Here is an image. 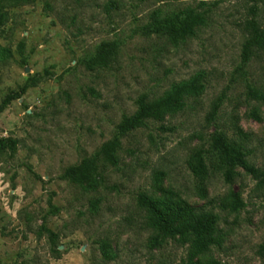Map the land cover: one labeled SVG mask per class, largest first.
<instances>
[{
	"label": "rangeland",
	"instance_id": "obj_1",
	"mask_svg": "<svg viewBox=\"0 0 264 264\" xmlns=\"http://www.w3.org/2000/svg\"><path fill=\"white\" fill-rule=\"evenodd\" d=\"M200 1L218 4L195 36L174 44L144 35L154 12L165 17ZM255 3L1 1L7 20L0 27V103L17 98L0 114V139L16 140L17 151L0 155V264H181L187 248L176 240L150 247L153 231L138 206L143 194L174 195L218 215L221 244L198 261L264 264V101L250 94L264 93V55L242 60L243 22ZM110 41L120 43L110 65L89 68L85 60ZM199 73L202 94L125 136L118 166L102 165L96 188L62 178L116 136L140 97L157 99ZM215 132L242 145L259 174L237 167L227 182L211 157L198 180L193 156L207 154ZM231 193L244 203L238 211ZM104 242L111 259L102 254Z\"/></svg>",
	"mask_w": 264,
	"mask_h": 264
},
{
	"label": "trees",
	"instance_id": "obj_2",
	"mask_svg": "<svg viewBox=\"0 0 264 264\" xmlns=\"http://www.w3.org/2000/svg\"><path fill=\"white\" fill-rule=\"evenodd\" d=\"M1 1L12 5L31 4L37 0H0V27L7 20V14L1 7ZM256 2L250 8L251 18L243 22L247 39L243 44L242 60L248 63L253 58H262L264 55V0ZM218 2L209 3L200 1L196 6H189L177 13L162 17L157 11L151 16V22L144 27L147 37L158 36L168 39L171 43H178L193 37L205 27L210 15ZM262 18L261 20L259 19ZM118 41L104 42L96 54L85 60L89 68H107L118 53ZM264 60V59H263ZM264 68V67H263ZM204 90L203 77L199 73L189 80L175 84L163 96L149 100L146 96L138 99L137 110L130 116H124L118 125L116 136L104 143L92 156L84 158L80 163L68 167L62 178L71 183L94 189L98 186L102 165L118 166V152L122 148V139L133 131L142 129L149 122H163L168 113L181 111L184 107V98L198 97ZM251 96L264 101V93L258 89H251ZM17 98L9 94L0 103L2 114ZM220 104H216L211 112V120L216 117ZM17 151V141L12 138L0 139V155L8 153L14 155ZM206 152L197 151L191 163L194 176L201 182L205 179L209 166L207 160L214 157L215 170L222 172L225 180L230 182L235 174L234 169L243 168L247 173L257 176L258 170L248 162L246 149L232 142L223 133L215 132L211 137V148ZM174 195L167 198H156L150 195H140L138 206L146 213V224L153 231L150 238V247L157 249L168 240H176L181 246L187 248V257L181 264H219L216 260L200 262L198 258L206 254L211 247L221 244L217 223L218 215L207 210L204 206L191 205L180 200H174ZM231 208L235 211L244 207L238 193H231ZM57 210V209H55ZM51 237L54 234L51 233ZM104 258L111 259V248L108 243L101 245ZM264 253V246L262 247Z\"/></svg>",
	"mask_w": 264,
	"mask_h": 264
}]
</instances>
